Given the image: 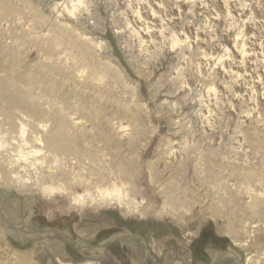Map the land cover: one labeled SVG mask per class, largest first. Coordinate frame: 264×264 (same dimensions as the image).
<instances>
[{
    "label": "rangeland",
    "instance_id": "374dc122",
    "mask_svg": "<svg viewBox=\"0 0 264 264\" xmlns=\"http://www.w3.org/2000/svg\"><path fill=\"white\" fill-rule=\"evenodd\" d=\"M76 1L0 0L11 12L0 10L1 28L37 33L38 50L27 37L20 39L25 62L36 65L37 77H48L61 107L81 111H68L79 123L69 132L97 159L84 166L68 159L66 174L55 180L65 187L49 198L37 190L11 193L0 181L3 229L4 218L57 233L24 241L6 228L13 246L2 245L26 256L23 264L140 259L117 244L99 258H85L67 236L92 245L135 238L146 251L145 264H211L229 250L242 264L249 254L264 258V242L235 245L213 220L203 223L208 215L199 205L185 222L157 217L162 185L187 187L191 199L204 185L211 200L219 192L214 196L234 216H262L264 222V0H84L71 15ZM112 183L129 202L101 195L98 187ZM75 193L87 204L73 203ZM151 203L154 212L147 209ZM132 205L138 212H130ZM81 232L93 236L82 239ZM47 239L61 243L64 254ZM7 252L0 247V264L15 263Z\"/></svg>",
    "mask_w": 264,
    "mask_h": 264
},
{
    "label": "bare ground",
    "instance_id": "6f19581e",
    "mask_svg": "<svg viewBox=\"0 0 264 264\" xmlns=\"http://www.w3.org/2000/svg\"><path fill=\"white\" fill-rule=\"evenodd\" d=\"M83 3L84 0H77L72 4V11H69V13L73 15ZM62 7L64 8V5ZM0 10L7 13V15L11 13L8 12L9 9L7 5L4 4H0ZM18 30L15 33L14 31L11 32V30H5L0 27V181L3 183L2 186L10 190V192L11 188H15L17 195L22 194L24 191L37 190L42 193L43 196L49 198L53 196L52 194L56 191L64 189V185L60 184L59 181V183H55V180L59 175L63 176L66 174V169L63 168L62 165L68 159L70 162H77L79 166H84L86 162L94 164L97 159L95 155L90 153L92 150L89 152L79 148L75 138L69 132L71 129H75L79 124L75 122L72 115H79L81 111L78 110L77 113L73 111L72 109L74 108L71 109L70 106H68L67 109L61 107L59 101L55 99L58 92L50 91L47 88L46 84L48 83V77H37L36 65L34 63L27 65L25 62L26 58L22 50L23 43L20 39L27 37L31 42V48L34 49V51L38 50L40 45L36 42L37 33L34 32L35 30L32 31L29 29ZM84 42L90 43L87 38H84ZM99 44L102 45V43H98L95 44V46L99 47ZM64 95L65 94L62 96ZM68 111H71V118L68 115ZM261 179H263L262 181L264 182V175ZM71 180L72 179H69V181ZM47 181H50V183H47ZM200 188H205V190H201L203 192L200 193L198 188L196 191L199 192V194L196 193V195L198 194V199H191L188 196L191 190L187 187L180 189L177 184H166L165 187L162 185V190H160L159 194L163 202V211L160 210L158 216H156H169L173 219H178V221L185 222L184 216L189 213L190 209L194 208L193 206L199 205L200 210L205 214L204 218L208 215L203 223H206L209 219L213 220L218 227V232L232 239L235 245L248 247L251 242L255 244L264 242V222L262 216H258L259 219L257 221L236 217L229 211V206L223 201L220 195H218V197L214 196L217 195V193L219 194V192H213L211 200V194L208 189L210 187L206 188V186L204 187L203 185ZM98 190L104 198L117 201L119 205L129 200V196L117 183H112L104 189L98 187ZM76 194L77 193H75V196L77 197L74 198L73 203L85 205L87 198L84 199L81 193L79 195ZM248 195L254 198L256 203L259 202L257 201L258 198L254 197L251 192ZM0 196L4 198L5 193L0 191ZM154 206L155 203H151L150 208L148 207L147 209L154 212L156 211ZM201 208H204V210ZM130 212H138V208L133 206ZM148 214L150 215V212H142L141 215L145 216ZM3 221L9 231L15 230V232H20L24 241H34V239L37 238L34 233L31 235L32 229L29 230L26 226L27 224L22 226L13 225L4 218ZM219 222L222 224H219ZM1 226L0 247H3L4 250L7 248V253H10V256L13 255L16 257V259H14V264H16V261L18 264L25 263L23 259H27L26 256L11 251L9 245H2L4 244L3 241H6L8 244L11 242L6 233V228L3 226L5 228L3 229ZM259 233H261V236H259L260 238L256 236ZM240 234H243L242 236L245 239L243 240L245 242L243 244L239 243L241 239L239 237ZM78 236L83 239L93 235L81 232ZM191 242L192 240L190 239L187 245L189 246ZM45 244L51 245L53 249L56 247L58 252L62 250L61 243L58 244V242L47 239ZM12 246L11 243V247ZM260 247L262 248L263 245ZM63 251L64 250L60 252L61 255L64 254ZM219 255L216 254L214 258H220ZM227 256L230 257L232 255L228 254ZM263 260L264 258L260 256L256 257L249 254L244 264H259V262ZM60 263L71 264L62 260H60ZM83 264L101 263L92 260Z\"/></svg>",
    "mask_w": 264,
    "mask_h": 264
},
{
    "label": "water",
    "instance_id": "95a60500",
    "mask_svg": "<svg viewBox=\"0 0 264 264\" xmlns=\"http://www.w3.org/2000/svg\"><path fill=\"white\" fill-rule=\"evenodd\" d=\"M5 198V197H4ZM35 235H39V236H44V235H53V234H57L56 232L53 231H32ZM69 241L79 250V252L85 257V258H99L100 256H102L105 251L107 250V248L115 243H124V241H121L122 239L120 237H114L113 239H110L108 241H105L97 246H92L89 244H83V243H77V241L73 240V238L71 236H67ZM222 254H230L232 256L233 259L229 258H217L215 260L212 261V264H242L241 260L239 259L238 255L233 253V252H222L220 255ZM141 260L138 264H144L145 260H146V253H145V249H141ZM231 259V260H230Z\"/></svg>",
    "mask_w": 264,
    "mask_h": 264
},
{
    "label": "flooded vegetation",
    "instance_id": "af4514ba",
    "mask_svg": "<svg viewBox=\"0 0 264 264\" xmlns=\"http://www.w3.org/2000/svg\"><path fill=\"white\" fill-rule=\"evenodd\" d=\"M122 240L121 241H124V243L122 244V243H115V244H117V245H120V247H122V248H127V249H129V250H131L132 252H134V253H136V254H138L140 257V259H139V261L138 262H136V263H134V264H138L139 262H140V260H141V257H142V255H141V249H143L144 250V247H142L141 245H139V243L135 240V238H128V236H121L120 237ZM207 241V240H206ZM89 245H92V244H89ZM114 245V244H113ZM113 245H111V246H113ZM132 245V246H131ZM92 246H97V245H92ZM111 246H109V247H111ZM108 247V248H109ZM135 248V249H134ZM136 249H137V251H136ZM107 251V250H106ZM138 252V253H137ZM145 253H146V251H145ZM206 254H207V252H206ZM206 257H207V255H205ZM220 256V258H226V259H228L227 257V255L225 256V254H222V255H219ZM218 256V257H219ZM222 256V257H221ZM225 256V257H224ZM129 258H130V255H129ZM229 258H231V259H233L232 257H229ZM213 259H215V258H213ZM230 259V260H231ZM145 263H146V260H145ZM144 263V264H145ZM132 264V263H131ZM211 264H212V261H211Z\"/></svg>",
    "mask_w": 264,
    "mask_h": 264
}]
</instances>
